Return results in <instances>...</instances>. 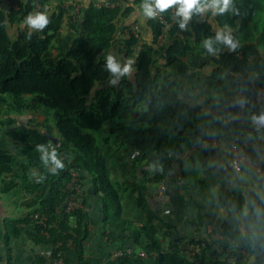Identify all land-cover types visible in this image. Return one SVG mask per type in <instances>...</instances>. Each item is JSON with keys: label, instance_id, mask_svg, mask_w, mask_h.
Wrapping results in <instances>:
<instances>
[{"label": "trees", "instance_id": "trees-1", "mask_svg": "<svg viewBox=\"0 0 264 264\" xmlns=\"http://www.w3.org/2000/svg\"><path fill=\"white\" fill-rule=\"evenodd\" d=\"M11 1L8 11L0 9V25L7 21L18 27L29 13L50 7V0ZM113 4L112 0L110 4L91 1L81 6L79 16L69 13L67 26L74 31V36L63 39L68 48L61 47L56 56L51 51L56 47L69 10L62 4L51 11L48 27L33 33L31 39L26 36L27 29H17L13 40L7 26L0 27V192L27 195L24 205L30 209L5 221L3 244L8 253L10 239H19L21 226L33 222L31 211L40 210L42 223L35 224L33 241L52 247V252L50 257L36 255L34 264L57 260L70 264L65 256L70 249L78 256L77 264H89L85 253L91 234L88 212L78 207L70 211L65 208L66 201L77 195L71 185L73 170L65 167L51 174L36 151L37 144L52 142L59 155L63 152L73 155V169H84L91 179L95 196L101 201L103 224L116 230L111 237L127 238L149 252H156L154 264H264V217L257 221L255 216L257 208L264 210L261 199L264 178L251 165H245L242 173L248 171V176L255 175L258 192L250 194L245 184L238 183L218 199V206L225 211V216L215 224L226 240L223 257L209 259L211 239L184 242L197 247L192 257L184 256L177 244L164 250L167 234L161 233L148 195L150 184L164 180L175 162L182 165L179 154L192 142L212 137L230 141L238 137L251 161H257L256 147L264 141V125L256 124L253 116L264 114V93L260 101L255 99L229 109H225L226 100L216 98V94L212 102L205 104H191L179 97L168 102L154 73L155 49L144 41L136 57L134 73L111 84L115 77L107 70L104 55L114 47L119 30L116 19L120 6ZM140 4L141 0H130L123 11L125 18L133 16ZM262 7V0H233L232 10L215 19L219 26L234 30L238 20L248 26ZM201 15L194 14L191 22L195 23ZM168 24L172 27L171 33L179 28L173 9L148 21L154 43ZM244 40L235 51L221 53L213 59V88L219 86L215 82L222 77L236 89L253 87L252 78L256 87L264 88V56L258 55L253 43ZM123 42L125 58L129 59L140 40L131 32ZM41 110L52 114L55 131L47 129L49 135L40 129L44 123H33V117L28 122L18 120L24 114L34 115ZM129 110L135 111L130 121L111 129L101 139L119 154L126 153L127 148L137 153L132 180L122 182L111 176L107 157L94 133H100L107 122ZM6 122L11 129H4ZM5 139H8V148L2 146ZM214 151L205 152L209 156ZM153 154L158 156L159 172L150 175L147 171L143 181L138 180V168H151ZM40 175L45 177L43 182H37L36 177ZM83 204L89 205L86 200ZM243 209L247 210V216L242 214ZM44 233L54 239H48Z\"/></svg>", "mask_w": 264, "mask_h": 264}, {"label": "rangeland", "instance_id": "rangeland-1", "mask_svg": "<svg viewBox=\"0 0 264 264\" xmlns=\"http://www.w3.org/2000/svg\"><path fill=\"white\" fill-rule=\"evenodd\" d=\"M58 1V0H53ZM111 0H99L98 4H110ZM113 5L118 4L119 7V16L116 21L119 27L118 33L116 35V40L114 47L107 51L104 55L111 53L116 60L121 64V67L125 65L128 59L125 58L124 53V42L123 39L128 37L132 32L136 34L140 42L134 47V53L131 54V59L134 61L132 64V72L135 71V61L138 55V52L141 49V45L144 42L152 44L154 47V56H155V65L154 73L157 77L158 83L161 85L164 93V98L166 101L171 102L175 101L176 97L184 99L191 104H205L208 101H213V95L216 94V98H224L226 100L225 109H229L234 105H244L248 102H252L255 99L260 101L263 93V87H256L254 84V79L252 78L253 87H245L244 89H236L229 84L225 77L216 80V84L219 86L213 88L211 86V77L213 74L214 67L212 65L213 59L219 57L221 53L233 52L229 48L225 47L222 44H217L218 51L215 55L207 53L206 49L202 47V42L205 39L212 38L216 36V31L218 29H225L232 33L235 41L238 45H241L247 40L249 43H253L258 50V55L264 56V7L260 11L255 13L254 18L249 22L248 26H243L241 20L237 21L236 29L232 30L228 27L219 26L216 22L215 16L212 13L206 12L200 16V18L195 22L191 20L187 23L186 29L181 30L177 28L174 33H171V25H166L163 34L158 38L154 43L153 37L148 28V21L150 19L139 18L138 16H131L130 18H125L124 10L128 5L126 0L124 3L122 0H112ZM264 2V0H262ZM13 1L3 0L0 4V9L8 11L10 5L12 6ZM77 4L74 0H66L62 2V5L68 8L69 13L71 14ZM50 7L53 9L57 7L58 4H53L50 0ZM174 14H175V9ZM159 16V15H158ZM157 16V17H158ZM176 21L178 17L175 16ZM68 17L66 15L65 23L63 28L67 26ZM21 27V24H20ZM62 28V30H63ZM7 29L9 33L14 36L16 32V26H11L7 24ZM61 30V31H62ZM63 43V44H62ZM61 47L68 48V45L63 40V36L60 34L56 42V47L51 51L53 56H56ZM236 50V49H235ZM234 50V51H235ZM122 76L118 79L117 83L120 81ZM223 81L225 82H221ZM218 81V82H217ZM220 81V82H219ZM210 108V107H208ZM135 111L129 110L121 114L119 117L107 122L102 128L100 133H94L99 138V144L102 148L104 155L107 157V164H109V169L111 176L122 182H129L132 180V166L138 160L137 153L128 150L126 153L119 154L114 147L106 146L101 141L102 138L109 135L111 129L124 126L128 123ZM35 115V120L33 123L41 124L44 123V126H40V129L43 132H48L47 129L54 132V123L52 114L49 111L41 110ZM20 121H30V117H19ZM7 121V120H6ZM12 127L9 126V123L6 122L4 129L9 130ZM220 141L221 139L218 138ZM223 141V140H222ZM221 143L225 146H229L230 141H223ZM257 151V161L253 162L258 165L264 164V141L259 143V146L256 147ZM120 157L117 158L114 156L115 153ZM61 158H64L65 167L73 170L74 158L68 152H63L60 154ZM152 165V162H151ZM79 172H72L73 178L75 177L74 187L77 189V195L74 198H70L66 201V204L74 202L77 207L83 208L89 215V227L92 230V235L87 240L86 245V256L89 264H153L154 259H142L140 253L142 251H147L144 247L137 246L133 241L128 240L127 238L115 239L113 240L108 235L111 233L109 230L104 229V235L108 236L106 242L103 239V233L101 234V219H100V210H101V201L91 187V179L86 174L85 170ZM150 172V175L156 174L153 172V168H138L136 175L138 180L143 181L145 173ZM248 172V171H247ZM244 172L242 174H236L235 180L237 183L245 184V189L248 190L250 194H255L258 192V183L255 179V175H247L248 173ZM84 173V174H83ZM245 175L247 180H239L240 175ZM72 178V180H73ZM2 195L0 193V201H2ZM13 196V197H11ZM8 196L3 204L4 209H0V244H2V222L3 220L15 219L18 214H25L30 211L28 207H25V201L28 198L27 195L17 196L11 195ZM86 200L89 205H84L83 201ZM2 205V204H1ZM34 219L33 222L28 226H21L22 233L20 239H12L10 244L13 248V254L16 264H33L34 257L36 255H44L50 257L52 252V247L43 245H37L33 241L34 226L39 219L38 216H42L40 210L35 212L31 211ZM46 235V233H44ZM48 239L53 240L54 237L51 235H46ZM101 238L104 240V245L108 248L107 252L101 253ZM173 247L171 244L165 243L164 250L168 251ZM121 253V256H115V253ZM101 254L103 255L101 257ZM66 257L70 260L71 264H77V256L73 249H70L66 254ZM251 262L254 260V255H251ZM215 258V257H214ZM54 261H49L47 264H51ZM59 263V261H58Z\"/></svg>", "mask_w": 264, "mask_h": 264}, {"label": "crops", "instance_id": "crops-1", "mask_svg": "<svg viewBox=\"0 0 264 264\" xmlns=\"http://www.w3.org/2000/svg\"><path fill=\"white\" fill-rule=\"evenodd\" d=\"M74 1L78 3V6H82L86 5L91 1L97 2L99 0H87L86 3L85 0ZM122 1L124 3L126 0ZM127 1L130 2V0ZM51 2H53V4L59 5L62 4V2H66V0H51ZM49 9L52 11L55 8L53 9L52 7H49ZM68 14L69 11L66 13L67 17ZM135 15H139V18H143V15L139 12V7H137V9L135 10L133 16ZM22 23L21 27L20 25L16 27V30L26 29L22 27ZM60 34L63 36L64 40H70L74 36V31L71 30L68 26H66L65 28H63ZM16 35L17 32H15L13 37L11 35V38L15 40ZM25 116L27 118H36L35 115L32 114H24L20 117ZM18 120L20 121L19 118ZM2 146L3 148H8V139L3 140ZM205 151L199 150L197 151V154H195V156H193L191 159L182 161V177L176 178L171 172L164 180L161 181V183L163 182L167 187V191L165 194H160L159 192L160 183H152L149 185V201L158 216V226L160 227L161 233L165 232L167 234L166 240L163 241V248L165 243L171 244V246L173 245V247L175 246V244L180 245L182 247V244L184 242L191 239H195V241H209L212 237V232L215 227V224L219 219H222L225 216L224 209L218 206V199L223 192L227 190H232L238 184L235 180V177H237L236 174L238 173H235L230 168V153L228 147L225 146V144L221 143L219 148H217L216 151H214V153L209 156L206 155ZM114 156H116L117 158L120 157L119 155H117V153H115ZM151 161L153 172H159L160 165L158 161V156L156 154H153L151 156ZM72 172H79L81 174L82 171L79 169H73ZM244 176V174L240 175L239 180H244ZM90 183L91 187L93 188L92 181ZM2 195L5 196L2 197V201H0L1 210L4 209L3 204L5 203L4 201L7 200L6 198L8 196H11L10 194L3 193ZM21 215L18 214V216ZM100 219L102 227L101 234L103 233V239H105L107 242L108 236L111 237V235L114 234L116 230L112 227L104 225L101 217ZM5 221L7 220H3L2 222L3 234L5 233ZM104 229L109 230V232L111 233L108 236L104 235ZM90 231L91 236L92 230L90 229ZM103 239L101 238V253L104 251H108V248L103 243ZM112 239L115 240L116 238ZM11 240L12 239H10V241ZM225 242L226 240H224L223 244H225ZM10 247L11 251L8 253V249L3 244V241L2 244H0V264H16L13 254V248L11 245ZM223 253V249H214L211 247L207 251V256L209 257V259L212 260L214 259V257H219V255L220 257L225 256L226 254ZM119 254L121 256V253ZM156 255L157 253L154 252V254L147 259H154L155 261ZM102 256L103 255L101 254V257ZM9 258L10 262L8 261ZM76 258L78 261V256Z\"/></svg>", "mask_w": 264, "mask_h": 264}, {"label": "clouds", "instance_id": "clouds-1", "mask_svg": "<svg viewBox=\"0 0 264 264\" xmlns=\"http://www.w3.org/2000/svg\"><path fill=\"white\" fill-rule=\"evenodd\" d=\"M87 0H85V3ZM131 6V5H129ZM233 0H141L139 12L146 19H155L158 15L168 12L170 9H175V16L178 17V24L181 30L186 29L187 23L192 19L194 14H204L211 12L213 16L224 15L232 10ZM51 10L46 6L42 11L29 13L23 20L22 27L27 29L26 36L31 39L33 33L43 31L50 24ZM7 26V21L0 27ZM222 44L230 50L237 48L232 33L225 29H218L214 39L208 38L202 42V47L207 53L215 55L218 51L215 45ZM106 68L115 79L110 81L111 84H116L121 76H125L132 72V64L134 61L129 58L123 67L111 54H107ZM253 121L258 125H264V114L253 116ZM36 151L40 153V159L43 165L48 168L53 175L65 168L64 158H61L57 150V146H53L52 142L48 144H37ZM36 176V173H33ZM37 182H43L44 176H37ZM264 200V197L261 198ZM242 214L247 216V210L243 209ZM257 221L264 217V210L257 208L255 210Z\"/></svg>", "mask_w": 264, "mask_h": 264}, {"label": "built area", "instance_id": "built-area-1", "mask_svg": "<svg viewBox=\"0 0 264 264\" xmlns=\"http://www.w3.org/2000/svg\"><path fill=\"white\" fill-rule=\"evenodd\" d=\"M81 6H76L74 10L72 11V15L77 17L79 16ZM221 144V141L217 137H212L206 140H202L199 142H192L190 143L180 154H179V159L181 162L183 160H188L191 159L195 154H197V151L199 150H216L219 148ZM229 153H230V168L235 172V173H242L243 167L245 165H251L255 171L259 173L261 177L264 178V166L255 164L251 161V158L249 157V154L245 150V146L243 143H241L240 139L238 137L234 138L231 140L229 146ZM172 173L174 174V177L180 178L182 177V167L178 162H175L173 165ZM75 177L73 178L71 185L74 187V180ZM75 188V187H74ZM77 188V187H76ZM75 188V189H76ZM77 190V189H76ZM167 191L166 185L162 182H160L159 186V192L160 194H165ZM76 195H74L72 198H74ZM66 210L70 211L74 208H77V205L72 202L69 204L65 205ZM80 208V207H78ZM37 219H39L37 222L42 223V216L37 215ZM224 236L220 232L218 227H214L213 232H212V237H211V247L214 249H223L224 248ZM182 253L184 256L187 257H192L195 255L197 252V247L195 245H191L189 243L183 244L181 247ZM154 254V252H149V251H142L140 253V256L142 259H147L151 257ZM115 256L119 257L120 254L117 253ZM59 261V263H58ZM52 264H62V260H57L54 261Z\"/></svg>", "mask_w": 264, "mask_h": 264}, {"label": "water", "instance_id": "water-1", "mask_svg": "<svg viewBox=\"0 0 264 264\" xmlns=\"http://www.w3.org/2000/svg\"><path fill=\"white\" fill-rule=\"evenodd\" d=\"M46 134H47V135H49V134H48V132H46ZM50 137H52V138H53V136H50Z\"/></svg>", "mask_w": 264, "mask_h": 264}]
</instances>
